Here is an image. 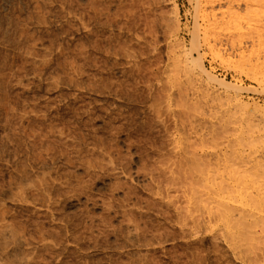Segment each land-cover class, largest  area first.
Instances as JSON below:
<instances>
[{
	"label": "rangeland",
	"instance_id": "obj_1",
	"mask_svg": "<svg viewBox=\"0 0 264 264\" xmlns=\"http://www.w3.org/2000/svg\"><path fill=\"white\" fill-rule=\"evenodd\" d=\"M186 59L264 109V0H0V264H264L179 191L213 159L264 213V150L226 148Z\"/></svg>",
	"mask_w": 264,
	"mask_h": 264
},
{
	"label": "bare ground",
	"instance_id": "obj_2",
	"mask_svg": "<svg viewBox=\"0 0 264 264\" xmlns=\"http://www.w3.org/2000/svg\"><path fill=\"white\" fill-rule=\"evenodd\" d=\"M176 46H178V47L176 48L177 50L174 52L175 55L180 54V52H181V45L180 44H176ZM185 62H186L185 71L187 72V74H189V76L191 77V79H192V77L194 78L195 81L194 80L193 81L195 83L197 82V84L199 85V87H201L204 90H207L209 92H212V93L216 94L217 96L223 95L227 99L226 100V103H225V106L227 108V110H226V116H227L226 120L227 121L226 122H228V124L227 125L225 124V126H226L225 128L226 129H224L223 127H221V128L224 129V131H227V132H223V131L220 132V134L221 133H224V135H225L227 133L229 135L228 136V141L226 140L227 141L226 142L227 143L226 144V148H228L229 150H232V151L233 150H235V151L238 150V152L239 151L241 152L242 150L244 151L246 149V150H249L253 154L255 152H257L258 150H264V109L261 108V107H259V106H257V105H249V104L245 103L244 101H242L237 96V93H236L237 92L236 91L237 89L235 87L230 86L228 84H225L223 82H219V81L215 80L209 73H207V71L204 69L202 63L199 60H197V59H195V60H187L186 59ZM175 74H176V72H175ZM177 88H178V86H177ZM179 92H178V94H179ZM182 96H183V93H182ZM186 106L188 107V105H186ZM186 106H185V108H187ZM232 111H234V112H232ZM223 119H224V117H223ZM222 120H220V121H222ZM236 121L239 122V128L240 129H236L234 127ZM255 123L258 124V128L260 126H261V128L258 129L257 126H255L256 125ZM223 125H224V123H223ZM212 136L213 135H211V137ZM215 136L217 137L218 135L215 134ZM219 147H220V144H219ZM187 148H189V147H187ZM190 148H193V147L190 146ZM206 148H208V147H206ZM212 148H215V147H212ZM249 151H247V152H249ZM207 157L208 156H206V158ZM244 157L248 159L247 155H245ZM209 158H210V156H209ZM245 158H243V159H245ZM253 160H256V159L254 158ZM192 161L193 160H191V163H192ZM211 161H209L207 159V162H206V165H207L206 168L207 169L204 170V172L206 171V173H205V175L202 174V175H204V177L206 176L205 179H203L204 180L203 182H205V183L203 184L201 182V184H200V182H199L198 184L200 186H197L198 189H196V187H195V189L193 188L194 186H196L195 184H193L194 186L191 185L192 187L189 186L190 188L188 187V189H189L188 192L185 191V190H181L182 187H178L179 188V191H181L180 193L182 194L183 199L185 198V200H186L185 203L188 205L189 208L193 207L191 209V212L193 211V209H195L196 212L197 211L199 212L200 210L203 209L204 212L207 215L208 221L213 220L215 218V216H217V218L220 220L221 224H224L223 226H224L225 231H226V233L225 232L224 233L226 234L227 237H229L232 240V241L229 240L232 243L233 242L236 243V240H237L238 237H240L241 240L243 241V242H240L239 240H237V242L239 241L240 245H241V243H244L246 241L247 242L248 241H252V243H254L253 241L256 240L257 238L254 239V237H253L254 234L253 235L251 234L250 227H253V226L260 227V228H258L259 230L257 231V233H259L262 236H264V213L261 212V214H260V213H257L256 212V214L247 215V214L241 212L242 214L239 213L236 216V218H238V220H236L234 218V216H233L234 214L231 213V210L232 209L231 210L229 209L230 205L228 207V202L226 201V199H227L226 196L227 195L226 196H223V194H225L224 192L227 189L225 187H222L221 189L224 190V191L220 190V192L223 193L222 194L223 197L222 196H219L220 197V200H219L218 196H217L218 200L215 198L216 197L215 194L217 195V193L215 192L216 190L214 188V183H215L214 181L215 180H214V177H213L214 176V173H213L214 170H213V168H215V167L213 166V163ZM245 161H247V160H245ZM250 162H252V161H250ZM193 163H194V161H193ZM227 163H229V161ZM190 167H191V165H190ZM200 177H203V176H200ZM193 183H195V182H193ZM190 184H191V182H190ZM218 184H220V182L215 183V186L218 185ZM172 185H176V184L174 183ZM203 185H205V187ZM176 186H179V184L176 185ZM219 186H222V185H218V187H216V189L217 188L219 189ZM200 187L202 188V191H203V189H205V192H201V190H200L201 193H199L198 190L200 189ZM203 193H204V195H202ZM228 195H230L229 192H228ZM230 199H232V198H230ZM261 199H263V198H261ZM244 200H245V198H243V201ZM249 201L251 202V200H248V203H250ZM263 201L260 202V200H257V202H260L261 204L264 203ZM244 202H245V205H246L247 202L246 201H244ZM248 203H247V205H248ZM254 203H256V202H254ZM254 203L251 202L250 205H253ZM241 204L242 203H240V205ZM257 206H258V204H257ZM257 206H253V207H257ZM250 207H252V206H250ZM186 209H188V208H186ZM233 210H232V212H234ZM243 210H245V208ZM246 210H248L247 207H246ZM248 212H250V214H251L252 211H248ZM254 212L255 211L253 209V213ZM188 213H190V210H188ZM246 213H247V211H246ZM196 218H194V220ZM194 220H193V224L196 223V225H198L197 224V221L198 220H196L195 222H194ZM234 221H236V222L233 223ZM263 238L264 237H262V239ZM262 239L260 238L259 240L262 241ZM259 240H258V242H259ZM263 241H264V239H263ZM248 243H246V244H248ZM242 245H241V247H242ZM237 246H238V244H237ZM246 248H248V247H246Z\"/></svg>",
	"mask_w": 264,
	"mask_h": 264
}]
</instances>
